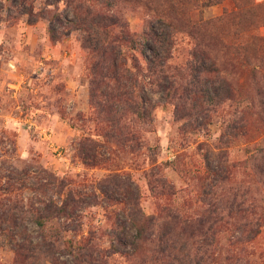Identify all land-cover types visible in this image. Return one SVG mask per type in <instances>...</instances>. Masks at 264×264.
Returning a JSON list of instances; mask_svg holds the SVG:
<instances>
[{
  "label": "rangeland",
  "instance_id": "obj_1",
  "mask_svg": "<svg viewBox=\"0 0 264 264\" xmlns=\"http://www.w3.org/2000/svg\"><path fill=\"white\" fill-rule=\"evenodd\" d=\"M69 2L0 0V136L5 142L0 145V180L13 170L12 164L25 162L47 169L60 179L70 177L75 182L70 188L86 198L80 210L82 233L84 237H93L94 245L98 244L95 253L89 254L95 256L91 259L104 264H153L141 263L143 255L130 260L122 254L131 252L139 231L136 227L139 216L128 204L109 203L102 192L114 193L119 199L127 194L134 200L139 195L145 214L158 215L160 207L185 202L187 215L194 217L200 211L208 216L206 212L214 203L215 193L220 199L226 192L233 194V157L246 159L240 151L242 146L233 145L237 144L233 139L234 107L226 105L210 118L193 115L180 127L173 106V109L164 108L163 93L147 90V95L158 104L153 112L152 128L145 135L148 149L133 156L118 153L107 165L86 167L77 154V144L85 136L99 137L89 121L88 52L80 41L81 33L68 24L75 20ZM261 4L264 2L257 0H121L117 7L136 38L150 25L161 36L170 34L174 43L171 63L179 67L191 61L196 40L189 29L196 24L194 31L205 36L203 48L221 70L229 68L233 61L235 31L240 33L237 45H241L247 56L254 54V47L248 45L249 35L257 27V33L264 37V6L257 8L256 14L248 11ZM56 14L61 15V23L53 21ZM235 14H242L236 27L233 26ZM238 21L235 19L234 23ZM203 22L211 23L207 31L200 28ZM51 28L63 39L53 42ZM146 49L150 56L158 47L149 42ZM135 54L146 68L140 49ZM233 73L229 69V78H234ZM100 154L103 160L109 157L106 152ZM4 160L9 164H3ZM153 160L161 169L159 177L175 187L176 196L159 197L151 192L148 175L154 167ZM39 174L32 168L17 181L16 192L25 200L33 197L32 188L43 178ZM110 176H116L114 185L105 188L100 182ZM48 194L54 195V189ZM116 217L121 225L117 233L124 240V245L116 244L118 252L110 243L113 235L110 218L113 221ZM26 227L35 243L43 241L36 225L27 223ZM152 231L146 227L144 234ZM221 236L223 249L233 252V246L226 243L234 239L233 225ZM234 237L241 238V233ZM243 247L249 264H262L264 227ZM240 249L236 247L235 252ZM48 253L50 262L54 259L56 264H75L62 248ZM14 258L11 248L0 246V264H12Z\"/></svg>",
  "mask_w": 264,
  "mask_h": 264
},
{
  "label": "trees",
  "instance_id": "obj_2",
  "mask_svg": "<svg viewBox=\"0 0 264 264\" xmlns=\"http://www.w3.org/2000/svg\"><path fill=\"white\" fill-rule=\"evenodd\" d=\"M120 1L69 2L75 20L68 24L81 33L80 41L88 52L89 121L99 137L89 135L78 142L76 150L83 164L88 168L107 165L118 153L139 155L147 148L145 135L152 128L153 112L158 106L147 95V90L163 93L166 101L163 106L165 109L173 106L179 126L193 115L210 118L224 106H233V139L237 141L233 145L240 144V151L246 156L245 160L233 157V194L226 192L220 199L215 193L214 203L206 212L208 216L200 211L194 217L187 215L185 202L160 207L158 215L145 214L139 195L134 200L127 194L119 199L116 194L103 191L109 203L128 204L139 216L136 224L139 231L131 252L122 254L130 260L143 255L141 263L151 261L153 264L248 263L243 245L255 239L264 227V37L257 33V27L251 30L248 45L254 47V54L249 57L241 45H237L240 33L235 31L233 61L229 68L219 70L213 57L203 48L204 34L194 31L196 24L193 28L190 25L189 32L196 40V47L191 61L179 67L171 63L172 36H161L150 25L136 38L117 7ZM261 6L264 4L248 12L256 14ZM241 18L242 14L233 15V26L240 24ZM53 19L61 23V15L56 14ZM235 19L238 23H234ZM210 24L203 22L200 28L207 31ZM49 32L53 42L63 39L56 30L51 28ZM149 42L158 47L150 56L146 49ZM136 49H140L146 68L135 54ZM229 69L234 72V78L227 75ZM4 143L0 136V145ZM101 152L108 153L109 157L103 160ZM153 161L154 167L148 175L151 192L159 197L176 196L177 190L159 177L161 169ZM3 164L9 162L4 160ZM11 167L13 170L0 180V246L14 251L12 264H48V251L57 248L64 249L75 264H104L99 259V262L93 261L91 258L95 256L89 255L95 253L98 244L94 245V238L84 237L82 233L80 210L86 198L70 188L74 180L67 176L60 179L30 162ZM32 168L43 178L32 188L33 197L25 200L15 186ZM115 178L110 176L100 183L107 188L114 185ZM44 179L48 181L46 184L42 182ZM51 189L55 194L49 196ZM110 219L113 230L110 243L118 252L116 244L124 245L117 233L121 225L117 217ZM27 223L37 226L42 242H34ZM133 223H136L134 219ZM232 225L234 239L226 243L233 246V252L223 249L224 238H220ZM146 227L153 231L144 234ZM238 232L241 238L236 239ZM66 233L69 235L65 236ZM239 246L241 249L235 252ZM50 264H56L55 260Z\"/></svg>",
  "mask_w": 264,
  "mask_h": 264
},
{
  "label": "crops",
  "instance_id": "obj_3",
  "mask_svg": "<svg viewBox=\"0 0 264 264\" xmlns=\"http://www.w3.org/2000/svg\"><path fill=\"white\" fill-rule=\"evenodd\" d=\"M257 2H264V0H257Z\"/></svg>",
  "mask_w": 264,
  "mask_h": 264
}]
</instances>
